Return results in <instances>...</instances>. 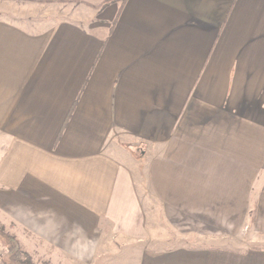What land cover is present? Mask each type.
Here are the masks:
<instances>
[{"label":"crops","instance_id":"obj_1","mask_svg":"<svg viewBox=\"0 0 264 264\" xmlns=\"http://www.w3.org/2000/svg\"><path fill=\"white\" fill-rule=\"evenodd\" d=\"M0 216L77 264H264V0H0Z\"/></svg>","mask_w":264,"mask_h":264},{"label":"rangeland","instance_id":"obj_2","mask_svg":"<svg viewBox=\"0 0 264 264\" xmlns=\"http://www.w3.org/2000/svg\"><path fill=\"white\" fill-rule=\"evenodd\" d=\"M109 1V0H108ZM10 7L22 6L20 3H9ZM25 7L31 8V4H23ZM105 3L102 5L104 6ZM27 11V9H25ZM70 12H82L76 7H72ZM140 151L136 153L139 154ZM138 156V155H137ZM152 222L150 221V224ZM153 224V223H152ZM163 237L161 246L171 247L177 245L192 244L197 245L203 243L200 239L183 236L168 228H164L160 233ZM244 238L250 239L249 234ZM152 241L150 240L149 243ZM161 242V241H160ZM140 243V244H139ZM134 244L133 248L127 247L128 244L122 245L117 243V248L107 250L105 256L98 261L99 264H135L137 262L138 253L146 243L139 242ZM159 244V245H160ZM235 244V243H234ZM241 245L245 242L240 243ZM14 254V255H13ZM17 254L21 260L29 261L30 264H77L74 260L66 258L60 251L53 250L52 247L38 239L34 235L28 234L24 229L18 227L10 220H4L0 216V264H5L11 257ZM107 254V255H106ZM107 257V258H106Z\"/></svg>","mask_w":264,"mask_h":264},{"label":"trees","instance_id":"obj_3","mask_svg":"<svg viewBox=\"0 0 264 264\" xmlns=\"http://www.w3.org/2000/svg\"><path fill=\"white\" fill-rule=\"evenodd\" d=\"M106 2H107V1H106ZM104 3H105V2H104ZM104 3H102V5H103ZM102 5H101V6H102ZM13 255H14V254H13ZM5 264H30V263H29V261L27 262V261H25L24 259L21 260L20 257H19L17 254H15V257H12V255H11V257L9 258L8 261L5 262Z\"/></svg>","mask_w":264,"mask_h":264}]
</instances>
